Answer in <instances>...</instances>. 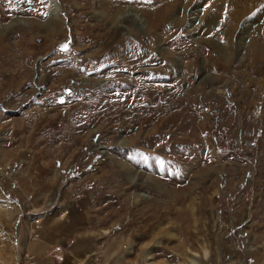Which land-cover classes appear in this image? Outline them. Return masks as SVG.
<instances>
[{
	"label": "rangeland",
	"instance_id": "1",
	"mask_svg": "<svg viewBox=\"0 0 264 264\" xmlns=\"http://www.w3.org/2000/svg\"><path fill=\"white\" fill-rule=\"evenodd\" d=\"M56 1L0 0V264H264V0Z\"/></svg>",
	"mask_w": 264,
	"mask_h": 264
},
{
	"label": "bare ground",
	"instance_id": "2",
	"mask_svg": "<svg viewBox=\"0 0 264 264\" xmlns=\"http://www.w3.org/2000/svg\"><path fill=\"white\" fill-rule=\"evenodd\" d=\"M225 1H227V0H225ZM257 1L258 0H229V6L231 7L230 10H229L230 11L229 12V16H232L233 18H232L231 22L230 21L228 23L226 22V28L228 30L224 34H226L225 38L228 39V41H226L225 44L223 43L224 45H226V44H240L241 42L239 43V41H244V38L242 40L241 35H244L245 31H244L243 34H241L240 32H241V30H243V28L245 26L248 25V22L247 23H246V21L240 22V19H242V17L245 14H248V13L251 12L250 11L251 7H252L251 4L252 3L254 4V2L257 3ZM201 2H203V0H188V1H183V2L180 1V0H174L172 3H170V5L167 4L164 7L167 8V10L170 11L168 13V15L172 17L173 23L175 24V26L184 25L186 27V31L190 32L191 34L194 35L195 31H194V27L192 26L193 23L198 22V23H201L203 26L204 25L205 26L206 25L207 26H209V25L211 26L212 24H216L217 23L216 22L217 19L214 18L213 16H211V14L208 13V11L205 12V11H202L201 8H199L200 5H201L200 4ZM223 2H224V0H223ZM245 2H248V3L245 4ZM258 2L260 3L261 0L258 1ZM249 3H250V5L248 6ZM260 4H262V3H260ZM244 5H247V6H244ZM254 8H255V6H254ZM53 11L56 14H59V12H60L59 11V4L57 3L56 0H54ZM119 11H120L118 13L119 15L115 14V17H114L116 19L115 21H117V22L119 21L120 23H123V21L126 20V19H132V20H135L136 18L139 19V14L140 13H139V11L136 8L133 9V7L128 6L127 9H122L121 8V10H119ZM164 13H167V12H164ZM250 25H254V23H251ZM256 25L257 24H255L254 26H256ZM224 26H225V24H224ZM123 27H126V25H124ZM219 27H223V25L221 24V25H219ZM200 29H201V27H200ZM201 30H203V29H201ZM194 37H195L197 42H200V43L205 44L207 46L208 45H222V44L218 43L213 38H209V37L206 38L205 36L204 37L194 36ZM246 38H248V36H246ZM263 42H264V38H263ZM113 161H114V159H113ZM116 162L118 163V165H120L119 167H122L124 173L126 175H128V177H131L132 179L136 177V174H134V172L132 171L133 168L130 167V165L127 162H125L122 159H117V158H116ZM11 171L12 170H10V172H7L6 174H3V175L4 176H9ZM141 176L143 177L144 174H142ZM40 220H42L41 216L38 217V221L37 222H40ZM73 224H74V222H73ZM46 231L49 232V229H46ZM86 240L87 239L86 238L84 239V237L78 238V244L81 245L82 241H86ZM77 247H78V245H77Z\"/></svg>",
	"mask_w": 264,
	"mask_h": 264
},
{
	"label": "built area",
	"instance_id": "3",
	"mask_svg": "<svg viewBox=\"0 0 264 264\" xmlns=\"http://www.w3.org/2000/svg\"><path fill=\"white\" fill-rule=\"evenodd\" d=\"M8 170L10 171V166H8V165H5L4 167L0 166V176H4L3 174H6L7 172H9ZM37 221H38V217H37V219H36V217L32 218V222H34L35 224L39 223ZM35 230L36 229L33 230V234H35Z\"/></svg>",
	"mask_w": 264,
	"mask_h": 264
},
{
	"label": "snow or ice",
	"instance_id": "4",
	"mask_svg": "<svg viewBox=\"0 0 264 264\" xmlns=\"http://www.w3.org/2000/svg\"><path fill=\"white\" fill-rule=\"evenodd\" d=\"M29 3H31V0H28ZM66 47V46H65Z\"/></svg>",
	"mask_w": 264,
	"mask_h": 264
},
{
	"label": "crops",
	"instance_id": "5",
	"mask_svg": "<svg viewBox=\"0 0 264 264\" xmlns=\"http://www.w3.org/2000/svg\"><path fill=\"white\" fill-rule=\"evenodd\" d=\"M46 240V239H45ZM48 241V240H47Z\"/></svg>",
	"mask_w": 264,
	"mask_h": 264
}]
</instances>
